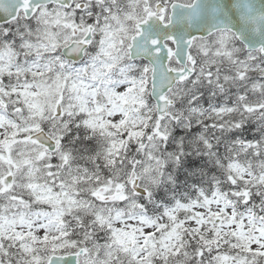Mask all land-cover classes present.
<instances>
[{
    "label": "snow or ice",
    "instance_id": "6c2138e0",
    "mask_svg": "<svg viewBox=\"0 0 264 264\" xmlns=\"http://www.w3.org/2000/svg\"><path fill=\"white\" fill-rule=\"evenodd\" d=\"M0 264H264V0H0Z\"/></svg>",
    "mask_w": 264,
    "mask_h": 264
}]
</instances>
